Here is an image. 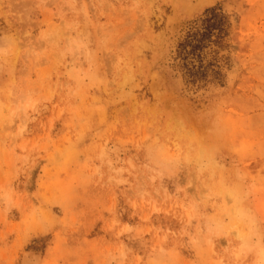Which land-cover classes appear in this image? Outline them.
<instances>
[{
  "label": "rangeland",
  "instance_id": "rangeland-1",
  "mask_svg": "<svg viewBox=\"0 0 264 264\" xmlns=\"http://www.w3.org/2000/svg\"><path fill=\"white\" fill-rule=\"evenodd\" d=\"M32 262L264 264V0H0V264Z\"/></svg>",
  "mask_w": 264,
  "mask_h": 264
},
{
  "label": "trees",
  "instance_id": "trees-1",
  "mask_svg": "<svg viewBox=\"0 0 264 264\" xmlns=\"http://www.w3.org/2000/svg\"><path fill=\"white\" fill-rule=\"evenodd\" d=\"M228 31L226 16L217 7L207 9L205 16L201 19V23L193 27L192 31L184 38L180 44V53H184L185 57H197L199 65L194 64L189 69V77L194 82L204 81L207 82L209 74L214 76L220 75L218 67H214L213 63L205 64L202 63L203 57L205 56L204 50L213 41H221ZM214 38V40L212 39Z\"/></svg>",
  "mask_w": 264,
  "mask_h": 264
},
{
  "label": "bare ground",
  "instance_id": "bare-ground-1",
  "mask_svg": "<svg viewBox=\"0 0 264 264\" xmlns=\"http://www.w3.org/2000/svg\"><path fill=\"white\" fill-rule=\"evenodd\" d=\"M34 259V258H33ZM31 261V260H30ZM38 261V260H37ZM31 264H36V263H34V262H32Z\"/></svg>",
  "mask_w": 264,
  "mask_h": 264
}]
</instances>
